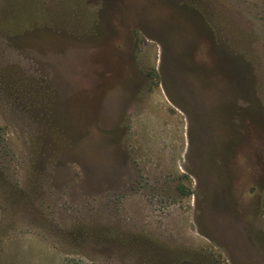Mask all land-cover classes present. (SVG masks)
<instances>
[{
    "label": "rangeland",
    "instance_id": "1",
    "mask_svg": "<svg viewBox=\"0 0 264 264\" xmlns=\"http://www.w3.org/2000/svg\"><path fill=\"white\" fill-rule=\"evenodd\" d=\"M0 264H264V0H0Z\"/></svg>",
    "mask_w": 264,
    "mask_h": 264
}]
</instances>
